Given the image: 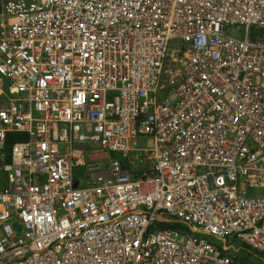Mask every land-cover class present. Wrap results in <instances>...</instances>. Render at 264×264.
Listing matches in <instances>:
<instances>
[{
    "label": "built area",
    "instance_id": "obj_1",
    "mask_svg": "<svg viewBox=\"0 0 264 264\" xmlns=\"http://www.w3.org/2000/svg\"><path fill=\"white\" fill-rule=\"evenodd\" d=\"M0 79V264L264 254V0H0Z\"/></svg>",
    "mask_w": 264,
    "mask_h": 264
},
{
    "label": "rangeland",
    "instance_id": "obj_2",
    "mask_svg": "<svg viewBox=\"0 0 264 264\" xmlns=\"http://www.w3.org/2000/svg\"><path fill=\"white\" fill-rule=\"evenodd\" d=\"M77 171H81V168L78 169ZM253 193V191H251ZM211 239V238H210ZM211 241H215V240H211ZM240 258L243 259L244 264H264V260L263 258H259L257 257V255L252 252V251H248L245 248H240Z\"/></svg>",
    "mask_w": 264,
    "mask_h": 264
},
{
    "label": "crops",
    "instance_id": "obj_3",
    "mask_svg": "<svg viewBox=\"0 0 264 264\" xmlns=\"http://www.w3.org/2000/svg\"><path fill=\"white\" fill-rule=\"evenodd\" d=\"M6 95H7V83L5 80L0 79V105L3 104Z\"/></svg>",
    "mask_w": 264,
    "mask_h": 264
},
{
    "label": "trees",
    "instance_id": "obj_4",
    "mask_svg": "<svg viewBox=\"0 0 264 264\" xmlns=\"http://www.w3.org/2000/svg\"><path fill=\"white\" fill-rule=\"evenodd\" d=\"M13 140H14V136H10V139H9V141H8V144H7V146L9 147L10 146V144L13 142ZM247 249V248H246ZM255 253V252H254ZM256 255H257V257H259V258H263V260H264V254H258V253H255ZM242 260V263L244 264V262H243V259H241Z\"/></svg>",
    "mask_w": 264,
    "mask_h": 264
},
{
    "label": "water",
    "instance_id": "obj_5",
    "mask_svg": "<svg viewBox=\"0 0 264 264\" xmlns=\"http://www.w3.org/2000/svg\"><path fill=\"white\" fill-rule=\"evenodd\" d=\"M74 186H76V184H74Z\"/></svg>",
    "mask_w": 264,
    "mask_h": 264
}]
</instances>
